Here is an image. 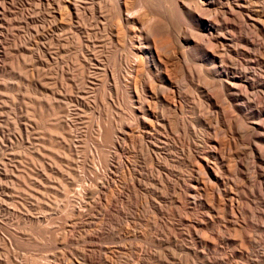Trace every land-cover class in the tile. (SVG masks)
<instances>
[{
	"label": "rangeland",
	"instance_id": "374dc122",
	"mask_svg": "<svg viewBox=\"0 0 264 264\" xmlns=\"http://www.w3.org/2000/svg\"><path fill=\"white\" fill-rule=\"evenodd\" d=\"M255 1L261 13L264 0ZM10 9L15 15L6 18L0 33V264H264V227L248 224L238 228L230 223L236 219L224 213L221 218L214 215L218 217L215 224L193 231L191 222L207 209L185 206L183 195L167 188L163 170L156 161L150 163L137 139L133 143L120 132L114 148L113 133L106 129L111 109L119 106L109 96L112 79L77 64L67 71L61 63L67 59L63 53L55 51L53 57L44 53V45L50 41L43 37V26L47 21L57 23L59 18L52 21L47 16L46 23H32L24 18L32 13L31 7L17 4ZM189 29L195 34L191 26ZM53 43L55 46L56 41ZM69 56L74 60L75 54ZM197 92L188 90L189 105L206 107L205 98ZM125 104L128 107L127 97ZM125 113L116 121H135L129 109ZM206 128L197 127L198 141L218 137V142L227 144L222 149L227 160L236 158L244 146L237 135L222 139L224 132ZM164 135L162 141H166ZM113 149L116 160L110 166ZM172 154H161L165 158L160 161L170 166L171 177L178 182L180 174H188V167L177 159L175 149ZM235 217L252 219L249 214ZM262 217L258 218L263 221ZM258 218L253 220L264 223ZM244 234L252 238L242 244ZM200 236L208 238V244H201Z\"/></svg>",
	"mask_w": 264,
	"mask_h": 264
},
{
	"label": "bare ground",
	"instance_id": "6f19581e",
	"mask_svg": "<svg viewBox=\"0 0 264 264\" xmlns=\"http://www.w3.org/2000/svg\"><path fill=\"white\" fill-rule=\"evenodd\" d=\"M256 2L0 0V33L7 23L6 18H10L13 13L10 8L17 4L32 8V13L24 16L32 23L38 20L46 23L47 16V20L52 17V21L58 17L57 23L47 21L48 24L43 26V37L50 41L44 45V53L48 56L56 52L63 53L67 59L64 58L61 63L68 68L67 71L77 64L81 69H96L101 75L112 79L109 96L113 98L111 103L119 106L116 107L118 110L111 109L106 129L113 133L111 142L114 148L118 145L117 134L120 132L132 142L133 138L137 139L150 163L156 161L163 170L161 173L168 183L167 188L182 194L188 204L185 206L207 209L206 213L202 211L200 219L191 222L193 231L214 223L224 213L236 219L230 223L238 228L248 224L264 227V223L258 224L259 221L256 223L253 220L264 216V1L260 6L261 13L256 10ZM7 4L12 5L9 10L5 8ZM190 26L195 34L190 33ZM53 41H56L55 46ZM71 54H75L74 60L69 59ZM50 61L47 59V64ZM192 88L205 98L206 107L189 105L188 90ZM126 97L129 98L128 107L125 104ZM128 109L130 115L135 116V121L117 122L116 117L125 115ZM198 126L213 129L215 133L218 130L224 132L222 139L224 135H237L236 138L244 146L237 142L241 144L239 147H243H240L241 150L236 147L239 149L236 158L230 156L228 161V157L222 153L227 144L223 140L219 143L217 136V139L210 136L206 143L198 141L195 137ZM162 134L167 136L166 141H162ZM172 149L178 154L177 159L188 167V174H180L178 182L172 179L174 171L170 166L160 161L165 158L161 154L172 156ZM232 150L230 152L233 153ZM115 151L113 149L108 159L110 166L116 160ZM246 152L248 160H245ZM230 173L233 174L232 178L228 176ZM96 187L98 189V185ZM234 214H249L252 219L240 220ZM197 238L201 244H208V238ZM251 238L244 234L240 242L243 244Z\"/></svg>",
	"mask_w": 264,
	"mask_h": 264
}]
</instances>
